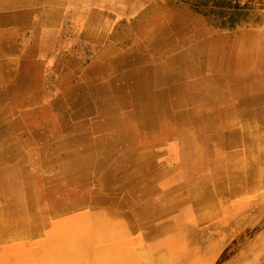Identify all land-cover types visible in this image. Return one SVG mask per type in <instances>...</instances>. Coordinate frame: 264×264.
<instances>
[{
	"label": "bare ground",
	"instance_id": "bare-ground-1",
	"mask_svg": "<svg viewBox=\"0 0 264 264\" xmlns=\"http://www.w3.org/2000/svg\"><path fill=\"white\" fill-rule=\"evenodd\" d=\"M185 23L164 25L161 32L150 34L148 22L136 26L135 36L118 26L108 33L84 27V38L102 49L84 78L70 83L72 75L66 71L61 82L69 83L62 95L41 106L23 107L36 101L38 94L31 91L41 81L40 75H32L38 66L27 63L13 83L20 107L5 104L19 112L0 126V133L10 135L0 147V182L20 168L38 177L43 200L34 199V185L24 187L28 230L44 225L39 208L58 213L91 199L130 207V212H115L128 227L134 225V216L160 206L172 221H178L172 217L179 208L203 217L221 204V189L239 195L254 180H264V133L260 138L252 134L264 131V46L252 42L250 34L232 43L227 38L204 41L203 33L189 38ZM145 36L152 45L144 49ZM181 38L185 41L180 45ZM219 43L229 52L221 54ZM255 61L258 69L249 67ZM237 79L241 83L235 88ZM0 96H5L3 90ZM168 142L178 147L177 165L154 167L155 150ZM228 165L237 170L229 172ZM176 168L185 171L181 184L163 178ZM233 181L238 188L231 187ZM103 188L109 190L108 197ZM185 191L193 195L189 202L179 199ZM147 226L150 231L161 225ZM59 234L48 239L41 260L24 257L20 264H83L84 256L94 264L115 261V255L98 259L101 247L86 245L79 232L76 239ZM119 264H128L127 259L119 256Z\"/></svg>",
	"mask_w": 264,
	"mask_h": 264
},
{
	"label": "rangeland",
	"instance_id": "rangeland-1",
	"mask_svg": "<svg viewBox=\"0 0 264 264\" xmlns=\"http://www.w3.org/2000/svg\"><path fill=\"white\" fill-rule=\"evenodd\" d=\"M148 22L150 34L157 33L164 25L186 22L187 30H184L189 38L203 33L201 39L207 42L226 36L234 40L246 32L253 35L252 42L261 41L264 46V0H0V90L5 94L0 96V126L19 112H12L5 104H14L15 109L20 107L13 83L22 76L28 62L38 66L32 75L36 73L41 78L40 85L34 86L37 90L31 91L38 94L35 104L23 105L30 108L61 96L69 83V80L61 82L65 75L71 73L70 83L84 78V71L102 49L100 43L84 38V27L91 25L108 33L118 26L135 36L136 26L144 27ZM168 29L174 31L172 27ZM142 40L146 41L142 48L149 46V37ZM184 41L179 39L180 45ZM131 44L132 41L128 42ZM255 64L256 61L249 67L258 69ZM262 132L252 134L260 138ZM8 136V132L0 133V147ZM177 150L169 142L156 149L154 167L172 162L170 166H176ZM227 169L237 170L232 165ZM27 171L17 169L0 182V264H20L24 257L39 261L50 237L65 233L75 238L78 232L86 245L90 242L101 247L98 259L105 261L115 255L113 264H119V256L127 259L128 264H264V180L248 184L245 194L221 189L224 190L219 195L221 204L211 207L210 213L203 217L179 208L172 217L178 221H172L165 217V209L160 206L144 216H134V225L128 227L115 212H130V207L94 203L91 199L60 209L58 213L39 208L38 215L44 216V225L41 223L37 231H31L24 221L27 209L24 187L34 185L37 202L46 194L37 182L38 177L27 175ZM184 172V168H176L163 178L181 184L186 176ZM232 186L238 188L239 183L233 181ZM101 193L109 196L108 189L103 188ZM192 196L185 191L179 199L189 202ZM157 222L161 226L148 231L147 225ZM156 233L159 234L153 235ZM92 263L91 258L84 256L83 264Z\"/></svg>",
	"mask_w": 264,
	"mask_h": 264
},
{
	"label": "crops",
	"instance_id": "crops-1",
	"mask_svg": "<svg viewBox=\"0 0 264 264\" xmlns=\"http://www.w3.org/2000/svg\"><path fill=\"white\" fill-rule=\"evenodd\" d=\"M246 35H249V34L246 33V32H243V34H242L238 39H234V40H239L240 38L242 39V38H244V36H246ZM225 38H227L228 41H231V43L234 41V40H232V39L230 38V36L220 37V38H213V39H211V40L214 41V42H216V41L223 40V39H225ZM219 44H221V43H219ZM230 46H231V45H230ZM218 48H219L221 54H223V53L226 52V51L229 52L228 48L225 47V46L222 45V44H221V46L218 47ZM231 49H233V48L231 47ZM225 50H226V51H225ZM230 52H231V51H230ZM239 83H241V82H240L239 79H237V80L233 83V87L236 88V87L239 85Z\"/></svg>",
	"mask_w": 264,
	"mask_h": 264
}]
</instances>
